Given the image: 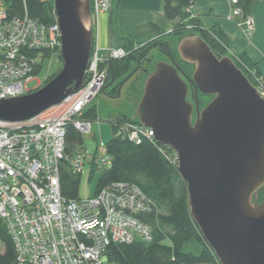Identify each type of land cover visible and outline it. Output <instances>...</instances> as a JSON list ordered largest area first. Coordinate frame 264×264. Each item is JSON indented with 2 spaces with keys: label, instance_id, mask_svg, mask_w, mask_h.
Segmentation results:
<instances>
[{
  "label": "water",
  "instance_id": "water-1",
  "mask_svg": "<svg viewBox=\"0 0 264 264\" xmlns=\"http://www.w3.org/2000/svg\"><path fill=\"white\" fill-rule=\"evenodd\" d=\"M91 2L54 0L64 66L38 90L1 100V121H28L82 89L94 43ZM176 48L192 76L159 62L131 118L177 152L190 213L219 263L264 264V97L199 34L181 36ZM188 81L210 98L202 110L189 101Z\"/></svg>",
  "mask_w": 264,
  "mask_h": 264
},
{
  "label": "built area",
  "instance_id": "built-area-1",
  "mask_svg": "<svg viewBox=\"0 0 264 264\" xmlns=\"http://www.w3.org/2000/svg\"><path fill=\"white\" fill-rule=\"evenodd\" d=\"M229 2V18H242L240 1ZM113 5L114 0H92L96 28L100 15L111 12ZM193 7L188 14L193 15ZM55 20L48 24L28 13L11 14L6 1L0 0V101L32 91L27 84L36 77L34 70L41 62V52L61 50L56 14ZM243 20L247 34L253 37L255 22L250 16ZM97 36L94 33L91 61L81 90L28 121L0 120V220L15 244L17 264H119L108 260L111 244L154 239L152 227L139 217L152 209V203L135 184L111 183L85 199L62 195L64 165L67 163L73 174L82 173L86 166L82 151L66 152L67 127L74 126L82 135L92 133L97 121L84 117V112L104 92L111 64L134 52L126 47L102 48ZM254 77L260 86L256 88L264 96L262 77ZM115 127L117 138L136 145L158 143L152 128L131 121L117 122ZM104 150L102 156L90 160L103 171L112 164V156L106 147ZM175 158L179 165L177 152Z\"/></svg>",
  "mask_w": 264,
  "mask_h": 264
},
{
  "label": "trees",
  "instance_id": "trees-1",
  "mask_svg": "<svg viewBox=\"0 0 264 264\" xmlns=\"http://www.w3.org/2000/svg\"><path fill=\"white\" fill-rule=\"evenodd\" d=\"M5 1L11 14L24 16L25 13H28L31 18H37L44 23L53 24L56 22L54 6L48 0ZM238 1H240L238 7L243 12L241 19L249 17L250 8L256 0ZM163 5L166 19L175 21L189 18L190 14L187 13V10L194 3L192 0H163ZM186 26L188 25L180 23L169 35L180 38L190 32L199 34L218 57L227 55L233 58L237 67L241 68L252 84L253 80L256 82L254 76L260 75L257 68L248 66L244 59L242 61L241 58L238 60L239 58L231 56L216 42L221 39L227 46L224 35H221L216 29L207 31L194 27L185 30ZM164 36L167 35H160L157 39L146 42V44L139 43L136 49H134L135 44L132 41L124 45L128 50H134V52L125 59L114 61L111 64L107 83H113L116 79L123 78L128 73L131 62H142L147 59L152 49H160L173 63L183 65L182 60L179 59L177 48H171L170 41L167 42L161 38ZM52 52L53 50L41 52L42 59L35 67L34 76L43 68L44 60L53 55ZM36 56L37 54H34V57ZM55 75L49 77L42 86L52 80ZM192 89L195 87L193 86ZM96 113L95 107H89L83 116L93 120ZM119 121H131L139 124L131 117L118 119L114 125L112 123L113 137L106 146V150L112 156V164L101 172L96 192L111 183L125 182L137 185L146 193L152 203V209L139 214V217L141 221L152 227L154 239L151 242L136 240L131 244H111L107 249L108 260L119 264H218L217 257L207 245L190 213L188 185L179 172L178 162L175 161V150L152 141H144L140 145H136L131 141L115 137V125ZM67 130L66 152L74 154V151L80 150L84 145L83 135L72 125H69ZM61 174L62 195L72 199L79 198L80 174H73L67 163L62 168ZM0 242L4 244V249L0 254V264H17L15 244L1 220Z\"/></svg>",
  "mask_w": 264,
  "mask_h": 264
},
{
  "label": "rangeland",
  "instance_id": "rangeland-1",
  "mask_svg": "<svg viewBox=\"0 0 264 264\" xmlns=\"http://www.w3.org/2000/svg\"><path fill=\"white\" fill-rule=\"evenodd\" d=\"M48 1L52 6H54V0ZM114 4L116 6L117 0L114 1ZM116 8L117 7H115L114 9V15L116 13ZM251 19L253 20V18ZM243 21L244 20H242V23L244 24V28L247 31L248 28L246 27V23H244ZM182 24L188 25L189 27L192 26L193 28L197 27L198 29L202 28L207 31L209 30L205 29L202 25H199L198 19L195 14H190L189 18L183 19ZM185 30H188L187 26ZM130 33L132 34V32L128 31L119 33L123 39H126L125 44L130 43V41L135 42L134 38L132 37L133 34L131 35ZM162 39L167 42L170 41L171 48H176L179 42V38L173 35L164 36L162 37ZM136 40L138 42L141 41L140 39ZM216 42L220 47L227 50L231 56H234L237 59L239 58L238 60H240L241 58L242 60V57L233 54L228 46H225L223 40L220 39L219 42L216 40ZM51 54H53L51 57H48V59L44 60L43 68L40 70V72H38L35 79L27 84V88H29V90H38V88H41L45 81L49 79V77L54 74L57 75L60 70H62L64 64L60 53V48L53 50ZM159 62L172 63V60L169 59L168 56L164 54L160 49H152L147 59L142 60V62H131V65L127 71L128 73L123 78L116 79L113 83H109V85L106 87L105 92H102L97 97H95L89 105V107L91 108H96L97 113L95 119L97 120V123H95L92 133H84V145L80 149V151H82V153L86 155V166L84 168V171L80 173V187L78 196H80L81 198L85 199L87 197L94 196L98 188V181L101 176V172L103 171L94 164V161H92V163L90 162L91 158L96 156L100 157L105 153L104 149L107 146V143L113 137L112 123L114 125V122L118 119L133 116L139 106L138 104L143 95L142 92L145 85V78L147 77L149 72H152V70ZM182 63L183 65H179L177 63L176 65L178 66L179 70H182V77L187 81L188 79H190L189 77L192 76V72L194 69L186 62L182 61ZM123 81H126V84L121 87V83H123ZM189 85L191 88L189 101L196 104L197 98L199 102V109L202 110L209 103L208 101L210 100V98L208 96L203 97L200 92L192 89L193 84H191L190 82ZM253 85L257 88H260V86L254 80ZM120 87L121 90H119ZM124 123L128 124V122L126 121ZM114 133L116 137L117 130H115ZM3 249L4 244L0 242V254L2 253ZM218 264L220 263L218 262Z\"/></svg>",
  "mask_w": 264,
  "mask_h": 264
},
{
  "label": "crops",
  "instance_id": "crops-1",
  "mask_svg": "<svg viewBox=\"0 0 264 264\" xmlns=\"http://www.w3.org/2000/svg\"><path fill=\"white\" fill-rule=\"evenodd\" d=\"M115 1V0H114ZM192 13L199 25L205 29H216L224 35L227 46L233 54L242 57L248 66L259 71L264 83V0H256L250 8V17L255 22V35L250 37L241 18L231 20L229 0H192ZM114 11L100 15L97 25L98 41L103 47H124L126 39L119 33L132 32L136 46L139 43L169 35L183 19L169 21L164 15L163 0H117ZM115 9V8H114ZM116 28V29H115ZM120 31V32H119ZM162 38V37H161ZM136 39H140L138 42ZM97 121L96 119L94 122Z\"/></svg>",
  "mask_w": 264,
  "mask_h": 264
},
{
  "label": "bare ground",
  "instance_id": "bare-ground-1",
  "mask_svg": "<svg viewBox=\"0 0 264 264\" xmlns=\"http://www.w3.org/2000/svg\"><path fill=\"white\" fill-rule=\"evenodd\" d=\"M93 30H94V33H98L97 31V28L95 27V19H94V21H93ZM264 97V96H263ZM132 119V118H131Z\"/></svg>",
  "mask_w": 264,
  "mask_h": 264
},
{
  "label": "flooded vegetation",
  "instance_id": "flooded-vegetation-1",
  "mask_svg": "<svg viewBox=\"0 0 264 264\" xmlns=\"http://www.w3.org/2000/svg\"><path fill=\"white\" fill-rule=\"evenodd\" d=\"M127 79H128V78H127ZM127 79H126V80H127ZM125 84H126V81H123V83H121V85H122L121 87H123ZM107 85H109V83H107ZM121 87H120L119 90H121ZM115 88H117V87H115ZM190 91H191V88H190Z\"/></svg>",
  "mask_w": 264,
  "mask_h": 264
}]
</instances>
